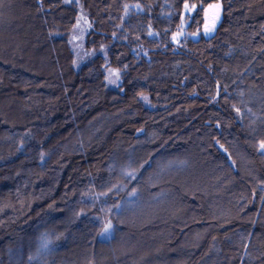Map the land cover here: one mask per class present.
Instances as JSON below:
<instances>
[{
  "label": "trees",
  "instance_id": "16d2710c",
  "mask_svg": "<svg viewBox=\"0 0 264 264\" xmlns=\"http://www.w3.org/2000/svg\"><path fill=\"white\" fill-rule=\"evenodd\" d=\"M30 1L36 51L49 53L52 76L19 75L33 80L23 91L34 96L10 95L26 105L42 94L52 112L38 107L24 123L0 125V264H28L45 232L54 246L39 264H154L124 253L139 224L156 249L171 235L175 256L158 251V262L264 264V0ZM185 2L197 5L190 37L174 44ZM217 2L221 22L201 36L203 9ZM79 7L91 26L85 50L98 54L76 70L69 33ZM107 68L121 72L116 91ZM201 157L204 180L193 174ZM129 165L134 181L121 172ZM211 179L239 187L208 199L217 221L160 220L197 200L182 199L177 185L204 191ZM189 233L198 250L188 242L183 254Z\"/></svg>",
  "mask_w": 264,
  "mask_h": 264
},
{
  "label": "rangeland",
  "instance_id": "374dc122",
  "mask_svg": "<svg viewBox=\"0 0 264 264\" xmlns=\"http://www.w3.org/2000/svg\"><path fill=\"white\" fill-rule=\"evenodd\" d=\"M73 1L76 2L75 0ZM219 4L221 6L220 17L216 23V27L207 35H205L204 30L202 29L201 36H212L219 26L222 19V5L221 3ZM30 7V0H0V62L3 63L5 69V71L0 70V125L4 126H8L13 123L17 124L26 122L28 116L30 117L31 115L32 117H34L38 107H42L41 109L46 112H52V108H50L48 105L51 103V99H49L48 97H44V95L42 94H40L41 97H38V99L33 100L32 103L26 105L21 103L22 101H25V99H20L17 96L13 98L12 95H10L12 91L17 90L22 92L24 89L23 86L33 84V80L30 81L28 79L21 78L19 75L28 73L31 75H35L38 78H46L52 76V67L50 66L49 53L47 51H36V48H38L37 38L34 36V29L36 27L34 28V24L31 20ZM192 11L193 10L186 12L185 9H183V22L181 20L180 29L174 35L176 36V40L174 41L172 37V42L174 44H178L185 37H190V35L186 34L185 28L187 26L186 17L190 16ZM90 28L91 26L86 14L82 11L81 7H79L76 22L69 33V45L73 54L74 66L76 70H79L86 61L90 60L91 57L93 58L98 54L95 52H88L84 47L85 38L89 33ZM193 37L196 38V36ZM11 70H15L18 72L16 73V75L18 76L17 78L12 77ZM114 72L119 74L118 79L116 76L112 75V73ZM110 80L115 81V83H110ZM121 81L120 71L111 68H107L105 70V84L108 89L115 91L118 90L121 86ZM39 84L40 86L42 85L41 83ZM39 84L36 85V87L39 86ZM46 88H48L47 85L45 86V89ZM24 95L25 97L34 96L32 93L28 92H24ZM25 113L28 116L24 119ZM191 147L195 149L196 145L193 144ZM205 163L206 159L202 157L201 159H198V163H195V171H193L195 177L204 180L206 176L211 175L210 173L206 175V173L203 172L202 167L205 165ZM245 174L247 173L245 172ZM210 181L211 182L209 185V189L204 191H201V189L198 188V185H187V182H182L184 183V185L181 183L180 188L179 185H177L176 189L181 192L180 197L182 199H184L187 194H194L197 200L194 204L187 206V208H185L183 203L180 202V204L178 205V209L175 212L167 213L164 218L160 220H163L166 223L168 219H174L176 224L187 223L191 225L199 221L204 222L205 220L210 223L213 221H217V219H215L217 217H214L213 215L214 213L210 212L212 205L207 202L208 199H212L213 202H215V198H217L215 196L216 194L219 193V195H222L223 190H234V188L238 189L239 187L234 186V184L232 183H224L222 184V187L218 188V186H221V184H219L218 182V179H211ZM220 199L229 203L228 199H223V197H221ZM35 200V198L32 199V202H35ZM26 209L29 208L26 207ZM200 214L205 219H202L199 216ZM228 217H230V215L225 216V218ZM131 225L132 224H130V226ZM139 225L138 227H140ZM138 227H134L132 230L136 233L135 236H137L138 239L135 238L131 239L130 242H126L127 245L124 249V253L128 255L130 260L136 259L137 262L140 263L149 260V263L152 259L155 261L154 264H156L157 259H159L158 251L159 254L163 253V255H165V258L170 254H172L170 255L171 257L175 256V252H169L167 250L169 249L167 245H169L171 242V235H169L170 238L167 237L168 235L166 236V238H164V240L162 241L164 243H162L158 247L160 248L159 250L158 248L156 249V246L152 241L153 236L145 232H140ZM172 229L174 230V227H172L171 230ZM192 235V233H189L187 238L181 240L182 242L180 246L182 247L180 249L183 254L192 253L191 250H187V247L191 242H194V250H198V241L195 236L191 237ZM104 238L109 239V237L105 236ZM168 253L170 254L167 255ZM162 261L164 262H161V260L157 262L158 264H175L173 260L167 262V259H165ZM181 263L185 264V261Z\"/></svg>",
  "mask_w": 264,
  "mask_h": 264
},
{
  "label": "snow or ice",
  "instance_id": "6c2138e0",
  "mask_svg": "<svg viewBox=\"0 0 264 264\" xmlns=\"http://www.w3.org/2000/svg\"><path fill=\"white\" fill-rule=\"evenodd\" d=\"M196 8H197L196 4L189 5V3H187V2H185V4H184V9L186 12L190 11V10H195ZM220 9H221V6L219 3L208 4V6L203 9V14H204L203 30H204L205 35L212 32L214 30V28L216 27V23L220 17ZM181 20L183 22V16L181 17ZM193 35H195V33ZM173 40L174 41L176 40V36H173ZM112 75L116 76L117 79L119 78L118 73L114 72V73H112ZM109 82L115 83V81H111V80ZM144 99H147V98L144 97ZM234 110L237 111L238 113L240 111V109H238V108H236ZM217 126L219 127V125H217ZM258 150L261 152V154H264V139H262L258 142ZM121 172H122V175L129 181H134V180L138 179L137 170L131 169V165H129L128 169H121ZM117 190H119V189H117ZM105 195H107V193H105ZM135 195H136V189L133 188L132 192L130 193V196H135ZM114 207L117 210H119L121 205L116 204V205H114ZM112 228H113V224H112L111 220L107 221L103 225L102 230L100 232V235L110 238ZM59 239H60V237L57 236L56 240H59ZM53 246H54L53 239L49 236V234L46 232L41 233L39 236L36 252L34 255H32V254L29 255L28 264H39L40 258L42 256L49 254L52 251Z\"/></svg>",
  "mask_w": 264,
  "mask_h": 264
},
{
  "label": "water",
  "instance_id": "95a60500",
  "mask_svg": "<svg viewBox=\"0 0 264 264\" xmlns=\"http://www.w3.org/2000/svg\"><path fill=\"white\" fill-rule=\"evenodd\" d=\"M193 40H196L195 37L192 38Z\"/></svg>",
  "mask_w": 264,
  "mask_h": 264
}]
</instances>
